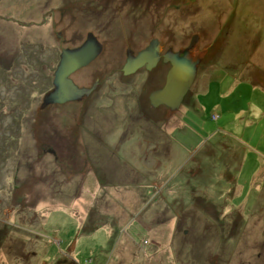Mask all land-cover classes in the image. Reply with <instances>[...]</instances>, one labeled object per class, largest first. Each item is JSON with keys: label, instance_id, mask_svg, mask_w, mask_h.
Masks as SVG:
<instances>
[{"label": "rangeland", "instance_id": "obj_1", "mask_svg": "<svg viewBox=\"0 0 264 264\" xmlns=\"http://www.w3.org/2000/svg\"><path fill=\"white\" fill-rule=\"evenodd\" d=\"M91 32L104 50L77 81L198 35L180 109L143 76L81 127L41 109ZM0 264H264V0H0Z\"/></svg>", "mask_w": 264, "mask_h": 264}, {"label": "water", "instance_id": "obj_2", "mask_svg": "<svg viewBox=\"0 0 264 264\" xmlns=\"http://www.w3.org/2000/svg\"><path fill=\"white\" fill-rule=\"evenodd\" d=\"M199 36L195 35L190 45L180 51L170 49L165 54V62L171 63L165 85L152 92L150 100L153 106L165 105L171 111H177L196 80L198 68L203 60L205 50L197 48ZM103 50L102 43L91 32L86 41L77 48L65 49L55 71L54 89L47 93L41 108L51 103H61L80 98L90 92L89 89L79 88L69 77L71 73L88 65ZM162 50L159 40H153L137 56L129 52L125 72H132L136 67L145 63L153 64L160 57Z\"/></svg>", "mask_w": 264, "mask_h": 264}, {"label": "flooded vegetation", "instance_id": "obj_3", "mask_svg": "<svg viewBox=\"0 0 264 264\" xmlns=\"http://www.w3.org/2000/svg\"><path fill=\"white\" fill-rule=\"evenodd\" d=\"M93 34L95 35V33H93ZM96 37L98 38V36H96ZM155 39H157V38H152L149 41L148 45H146L141 50L134 51L133 49H130L129 51H127L126 61L123 63V65L121 67L117 66V68L114 69L115 66L112 67L113 64L107 65L109 67L111 66L110 68L113 69V71H114L113 74L110 73L106 68L105 69H99V70L95 71V74L93 75L92 79L88 77L84 81L83 80L77 81L75 79V76H74L75 73H77L78 71L83 70V69H85V68H87L89 66H92L96 62L97 58L100 56V54H99L88 65L79 68L78 70H76L73 73H71L70 76H69L72 79V81L79 88H81V89H89L90 90L89 93L83 94V95L80 96V98H76V99H73V100H67V101L61 102V103H51L47 107L41 108V109H48L49 107H52V108L56 107L55 110L57 108L60 109V112H62V114H63L62 116H65L66 119H69L70 113L73 114L75 112L78 115V118H79L77 120L78 127H81L83 125L84 117L89 115V114H92L93 112H95L96 110L99 109L98 105H99V101L100 100H107V102H108L107 108L108 109H110V108L114 109L113 107L115 105V102L117 101L118 98H120V97H118L116 92L123 90L122 93L125 94L124 90H127V88H130V87L133 86L131 81L134 78H136L137 76H141V77L143 76V78H142L143 80L142 79H140V80L138 79L139 82L144 81L140 85V87H141L140 90L143 91L141 93L142 95H144L145 93L148 94V99H149L150 105L152 107H154V108L165 106V105L153 106L152 103H151V100H150V96H151L152 92L162 88L165 85V83H166L167 74H168V72H169V70H170L172 65H171L170 62H165L164 58H165L166 52L169 51L170 49L175 51L173 47L172 48L170 47L169 49L164 51V47H163L162 43L160 42L162 50L160 51L159 59L156 60L155 63H153V64L145 63V64H143L141 66L136 67L134 70H132V72H125V65H126L127 60H128L129 52L130 53L132 52L134 54V56H137L139 54V52H141L143 49L147 48L150 45V43L153 40H155ZM98 40L101 42V40L99 38H98ZM84 42H82L81 44L75 45L72 48H69V47L64 48L63 50L77 48L80 45H82ZM102 45H103V43H102ZM63 50L61 51V54H62ZM103 50H104V45H103ZM175 52H177V51H175ZM61 54H60V59H61ZM60 59H59V62H60ZM59 62H58V64H59ZM202 62H201V64H202ZM166 64L169 65V67H168V69H167V71L165 73L164 66ZM56 69H57V67H56ZM198 72H199V68H198ZM105 73H106V75L102 76ZM110 74H112V75H110ZM54 78H55V72H54ZM54 78H53V81H52L51 88L45 93V95L47 93L51 92L54 89ZM134 85L136 87L138 84L134 83ZM146 86L149 87L148 91L150 93H147L148 91H147V87ZM45 95H44V97H45ZM44 97H43V99H44ZM184 101L185 100H183L182 105L184 104ZM72 106H73V108H71ZM167 109H169L170 113H173V111H171V109L169 107H167ZM144 117L146 118L145 119L146 121L154 122V120H151L147 116L144 115ZM139 121H141V120L139 119ZM154 123H155V125H157L160 128V131H161L162 130V127L160 125V123L162 124L161 119H158V117H156ZM66 129H68V126H66ZM103 140H104V143H106V135L105 134H103ZM99 142H102V140L100 139Z\"/></svg>", "mask_w": 264, "mask_h": 264}, {"label": "built area", "instance_id": "obj_4", "mask_svg": "<svg viewBox=\"0 0 264 264\" xmlns=\"http://www.w3.org/2000/svg\"><path fill=\"white\" fill-rule=\"evenodd\" d=\"M88 262H91V260H90V261H88Z\"/></svg>", "mask_w": 264, "mask_h": 264}]
</instances>
